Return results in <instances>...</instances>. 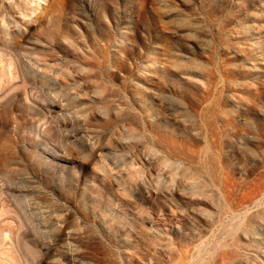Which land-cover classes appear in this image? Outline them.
I'll use <instances>...</instances> for the list:
<instances>
[{
    "label": "rangeland",
    "instance_id": "1",
    "mask_svg": "<svg viewBox=\"0 0 264 264\" xmlns=\"http://www.w3.org/2000/svg\"><path fill=\"white\" fill-rule=\"evenodd\" d=\"M0 264H264V0H0Z\"/></svg>",
    "mask_w": 264,
    "mask_h": 264
}]
</instances>
